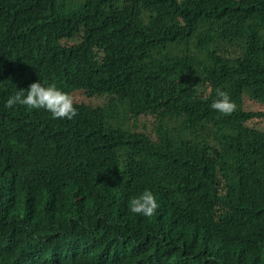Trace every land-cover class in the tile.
<instances>
[{
    "label": "trees",
    "instance_id": "obj_1",
    "mask_svg": "<svg viewBox=\"0 0 264 264\" xmlns=\"http://www.w3.org/2000/svg\"><path fill=\"white\" fill-rule=\"evenodd\" d=\"M0 264H264V0H0Z\"/></svg>",
    "mask_w": 264,
    "mask_h": 264
},
{
    "label": "clouds",
    "instance_id": "obj_2",
    "mask_svg": "<svg viewBox=\"0 0 264 264\" xmlns=\"http://www.w3.org/2000/svg\"><path fill=\"white\" fill-rule=\"evenodd\" d=\"M217 99L210 107L222 114H230L236 107L230 100L227 92L217 89ZM24 105L30 109H44L51 114L53 119H71L76 115V108L72 96L60 90L55 84L47 86L39 81H34L27 88H21L4 101L5 107ZM128 211L144 217H152L158 207V202L153 192L144 189L133 195L128 201Z\"/></svg>",
    "mask_w": 264,
    "mask_h": 264
},
{
    "label": "rangeland",
    "instance_id": "obj_3",
    "mask_svg": "<svg viewBox=\"0 0 264 264\" xmlns=\"http://www.w3.org/2000/svg\"><path fill=\"white\" fill-rule=\"evenodd\" d=\"M152 119H155V116L147 115L146 118H144V119L141 121V127H140V129L144 130V128H143V124H144V122H146V120H147V121H148V120L152 121Z\"/></svg>",
    "mask_w": 264,
    "mask_h": 264
}]
</instances>
